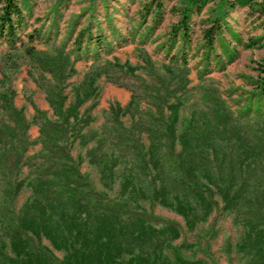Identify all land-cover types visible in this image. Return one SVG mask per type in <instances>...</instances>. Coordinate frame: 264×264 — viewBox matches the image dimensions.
I'll list each match as a JSON object with an SVG mask.
<instances>
[{"label": "rangeland", "instance_id": "obj_1", "mask_svg": "<svg viewBox=\"0 0 264 264\" xmlns=\"http://www.w3.org/2000/svg\"><path fill=\"white\" fill-rule=\"evenodd\" d=\"M157 1L160 15L156 18ZM187 1L30 2L29 9L25 10L26 33L33 34V40L28 42L25 35L23 48L12 50L0 38V91L8 93L13 105L22 109L30 122L28 133L33 143L28 147L25 154L28 161L24 160L20 172L12 168L2 179L10 180L13 186L16 180L27 181L31 177L30 166L35 163L41 148L39 129L33 121L34 106L55 119L45 92L36 83V79L44 82L50 78L23 51L25 45L46 54L59 51L69 54L74 61V73L64 83L61 82V86H65L66 105L74 100L73 88L94 79V95L79 107L82 121L77 126L84 124L85 116L89 115L91 120L81 132L96 131L97 137L85 145H80L76 139L70 153L74 158H82L80 171L88 176L97 192L104 194L100 202L109 208L115 206L116 212H112L117 213L119 221L126 220L127 215H139L155 227L165 223L177 226L179 237L163 247V253L169 258H173L174 249H178L183 258L203 264H244L243 256L235 246L243 234V227L232 219V215L222 210L215 187L206 188L201 184L196 189L212 202V211L193 229H189L180 214L161 205L154 196L158 182L154 180L151 166L145 163L143 152L130 159L116 151L111 154L117 157V165L113 169L109 188L100 181L98 166L89 163L85 155L88 148L96 146V139L99 138L106 141L104 150L111 152L108 128L115 129L129 143L142 144L143 151H146L150 138L154 139L163 154L167 155L169 114L166 104L176 98L182 102L176 135L183 133L189 137L193 156L201 154L205 157L211 153V148L207 147V151L204 148L208 141H213L214 150L219 154L232 158L237 153L234 151L236 146L247 149L264 163V98L258 102L253 93L258 67L264 63V16L247 6L224 8L223 17L217 21V34L214 35V55L212 53L209 61H205L204 29L211 28L212 19L219 13L221 3L209 0L200 13H193L190 19L191 46L186 49L185 58L188 81L186 87L182 88L183 74L175 72L164 75L162 68L173 60L172 54L176 53L178 45L171 49L172 27L179 21ZM224 48L232 51L230 61L223 55ZM145 56L150 61L149 66L143 61ZM218 60L219 63H216ZM206 63L207 70H203ZM220 63H223L222 67ZM150 66L159 76L149 74ZM209 70L213 71L205 74ZM167 85L168 94L160 93L153 97L151 86L165 88ZM132 97L138 100L137 105L128 112L123 111ZM247 105L250 109L244 112ZM118 107L122 109L120 112H116ZM179 150L177 139L170 154L176 155ZM10 160L12 164L15 163L14 157ZM228 166L221 168L222 173L230 174ZM216 172L218 170L214 166V174ZM128 178H133L135 185L143 189V194L132 197L120 193L122 184ZM201 181L204 182V179ZM187 186V183L172 184L168 199L179 195L185 200L193 198L191 188ZM3 199L0 190V264H17L14 260L22 259L13 253L9 244L10 235L19 232L17 216L23 203L31 199V190L25 182L13 200L2 205ZM191 200L195 204V200ZM195 206L199 210L197 204ZM25 234L30 237L34 247H39L34 250L43 252L42 248H47L55 258L63 256L64 251L54 249L44 236L36 238L29 232ZM228 248H231L230 252Z\"/></svg>", "mask_w": 264, "mask_h": 264}, {"label": "trees", "instance_id": "obj_2", "mask_svg": "<svg viewBox=\"0 0 264 264\" xmlns=\"http://www.w3.org/2000/svg\"><path fill=\"white\" fill-rule=\"evenodd\" d=\"M32 1L0 0V38L12 50L23 48L25 35L28 42L33 40V34L26 33L25 15V10L29 9ZM218 1L221 3L220 11L212 19L211 28L204 29L205 61H209L212 53L214 55V35L217 34L219 27L217 21L223 17L224 8L247 6L264 16V0ZM208 2L209 0H188L182 9L179 21L172 27L171 49L177 45L178 47L176 53L172 54L173 60L163 66L162 73L170 75L181 72L183 74L181 82L184 83L182 88L186 87L188 81L185 58L186 49L191 46L190 19L193 13H200ZM155 5L154 13L157 18L160 15L158 1ZM23 51L33 64L50 78L44 82L36 79V83L45 92L55 119L49 118L44 110L34 106L33 121L39 129L38 141L41 148L36 155L35 163L30 166L31 177L27 181L16 180L12 186L13 182L10 183V180L2 177H5L12 168L20 172L24 160L28 161V156L25 154L33 142L28 133L30 122L25 118L22 109L13 105L8 93L0 91V190L4 198L1 204L5 205L13 200L25 182L31 190V199L23 203L17 216L18 231H22L23 234L17 232L10 235L9 244L13 253L17 258L22 259L14 261L17 264H203L201 261L183 258L178 249H174L173 258L163 253V247L180 235L179 229L173 223L155 227L145 217L139 215H127L126 220L119 221L115 213L116 207L109 208L100 202L104 194L97 192L88 176L80 171L82 158L80 156L74 158L70 153V147L76 139L80 145H85L87 141L97 137L96 131L81 132L91 120L89 115L85 116L84 124L77 126L82 121L79 107L94 95V79L91 78L85 84L73 88L74 100L66 105L65 86L61 85L71 73H74V61L71 60V56L60 51L46 54L37 51L33 46L26 45ZM222 51L227 61H230L232 51L226 48ZM143 61L149 66L150 61L146 56ZM216 63H219V60ZM207 64L203 70H207ZM222 64L220 63L221 67ZM212 71L209 70L205 74ZM257 71L253 93L259 102L264 98V63L260 64ZM149 74L159 76L151 66ZM40 79L44 78L40 77ZM151 88L154 91L153 97L169 92L168 85L165 88L162 86L159 88L151 86ZM137 103L138 100L132 97L123 111H130ZM181 105L182 102L176 98L166 104L169 114L166 127L169 150L167 155L163 154L154 139L150 138L146 151H143L142 144H133V141L129 143L123 140L122 135L115 129L108 128L111 136L108 145L111 152L104 150L106 141L101 138L96 139V146L88 148L85 152L87 161L98 166L100 181L109 188L113 169L117 165V157L111 154L116 151L130 159L131 156L143 152L141 156L145 159V163L151 166L154 180L158 182L154 196L161 205L180 214L189 229H193L197 222L206 218L212 211V202L201 190L196 189L201 184L206 188L215 187L222 202V210L232 215V219L243 227V234L235 246L236 251L243 256L244 264H264L263 161L253 157L255 155L247 149L236 146L234 151L237 153L232 155V158L219 154L216 149L214 150L213 141H208L204 148V151H207V147L211 148V153L205 157L201 154L193 156L189 137L183 133L176 135ZM249 109L250 106L247 105L244 112ZM121 110L120 107L116 108V112ZM177 139L180 150L176 155H171ZM11 157L15 158L13 164ZM214 166L218 170L215 174ZM225 166L229 167L230 174L222 173L221 168ZM202 179L204 182L201 181ZM177 183H187L193 198L185 200L179 195L169 200V188ZM9 185L12 187L9 188ZM142 191L143 189L135 185L133 178H128L122 184L120 193L137 197L143 194ZM191 199L195 200L199 210ZM27 232L36 238L44 236L54 249L64 251L63 256L60 259L55 258L47 248H42L43 252L34 250L39 247L33 246L30 237L25 234ZM227 246L230 247L228 244ZM230 250L231 248H228V252Z\"/></svg>", "mask_w": 264, "mask_h": 264}]
</instances>
